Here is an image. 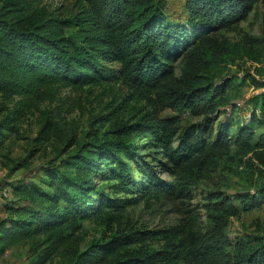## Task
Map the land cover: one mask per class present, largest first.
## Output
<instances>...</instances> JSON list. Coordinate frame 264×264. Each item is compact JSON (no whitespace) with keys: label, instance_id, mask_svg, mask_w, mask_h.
I'll use <instances>...</instances> for the list:
<instances>
[{"label":"trees","instance_id":"1","mask_svg":"<svg viewBox=\"0 0 264 264\" xmlns=\"http://www.w3.org/2000/svg\"><path fill=\"white\" fill-rule=\"evenodd\" d=\"M66 1L60 10L44 0H0V97L17 98L15 109L1 108L0 152H8L15 122L56 86L80 90L124 78L149 95L152 110L130 119L100 116L108 126L91 140L77 138L71 122L63 128L55 116L42 117L33 139L38 146L29 156L51 143L54 152L41 176L11 183L14 199L0 204L6 213L0 219V256L31 242L40 248L31 264L54 256L62 264H264V236L235 243L225 231L229 217L264 203V77L246 73L214 84L206 75L237 51L218 39V31L245 19L262 0H179L180 13L168 11L169 0ZM240 48L253 61L264 58L263 39L245 36ZM247 83L260 89L249 99L248 120L234 125L232 116H213L229 102L227 91ZM164 108L187 109L202 121L180 129L176 117H158ZM146 134L165 158L152 157L160 170L130 139ZM231 147L250 154L243 164L258 185L235 197L217 194L205 230L189 229L179 237L127 220L124 210L153 192L190 199V181L199 177L193 171L228 157ZM92 218L108 233L80 249L82 223ZM156 241L163 242L155 248Z\"/></svg>","mask_w":264,"mask_h":264},{"label":"rangeland","instance_id":"2","mask_svg":"<svg viewBox=\"0 0 264 264\" xmlns=\"http://www.w3.org/2000/svg\"><path fill=\"white\" fill-rule=\"evenodd\" d=\"M48 8H60L68 4L66 0H44ZM168 11L180 13L182 3L179 0H169ZM264 40V0L254 4L253 9L248 16L238 21L236 24L222 28L218 31L219 40H227L230 45H235L237 51L229 59L220 62L211 70L206 72L209 82L218 84L224 79H230L232 76H243L246 73L262 80L264 77V58L259 57L258 61H253L250 56L242 53L240 44L244 37ZM256 42V41H255ZM240 43V44H239ZM248 46L252 44L246 43ZM260 45L261 42L254 43ZM115 63L112 64V66ZM181 64L176 62L175 72L178 74ZM54 93L39 102L36 107H32L23 117L15 122L16 131L10 132L8 136V152H0V187H7L11 195L7 201L14 199L11 183L21 179L38 178L43 174L42 166L52 156L54 152L53 143L46 145V151H42L44 145L40 146L39 151L33 150V155L29 156L30 149L37 147L33 139L37 135L40 119L45 115L56 117L60 125L66 128L71 122L76 125L77 138L91 140L95 135L94 131H102L108 126V122L97 120L100 116L111 113V118L115 115H122L130 119V116H139L142 113L152 110L149 95L144 91L135 88L127 79L120 78L112 81H103L100 84L86 86L80 90H74L67 86H56ZM260 89L251 84H245L239 88H232L226 92L229 96V102L221 105L212 114L218 119L225 116H232L235 124L240 121L248 120L251 112V105L248 103L251 96ZM13 100H3L0 97V115L5 105L9 109H15L17 104ZM158 117H176L177 126L182 129L192 123L201 122L202 116L192 114L187 109L164 108L157 113ZM236 127L231 128L234 133ZM150 135L132 136V142L139 146L141 154L148 163H153L157 170V161H152V157L157 156L159 161H165L161 150L153 147L150 142ZM176 145V142L173 143ZM62 146V145H61ZM159 153V154H158ZM158 154V155H157ZM250 154L243 156L231 147L228 157L225 155L217 163L206 162L201 170H194L199 174L197 179L190 181V199H173L164 194L153 192L146 197H142L134 205L127 207L124 212L127 220L135 223L136 226L144 225L150 229H165L169 233L183 236L189 229L205 230L209 225L208 206L209 202L214 200L217 194H225L235 197L243 191H252L258 185V178L250 169H245L243 164ZM134 165L128 159H125ZM164 179L170 176L165 172H159ZM103 186L105 181H98ZM108 192L109 188H105ZM111 195L120 198L125 197L124 193H111ZM134 194H128V197ZM5 200V199H4ZM3 201H1L2 203ZM0 203V204H1ZM5 203V202H4ZM237 203V202H236ZM3 205V204H2ZM6 215L4 207L0 208V219ZM104 225L94 218L83 221L79 248H84L90 241L101 238L102 234L108 231L103 230ZM226 234L231 242L237 243L240 240H249L257 236H264V203L259 208L247 212H240L238 216H231L227 220ZM163 241H156L153 247H158ZM39 249H36L31 242L23 245L6 249L0 256V264H31L35 259ZM44 264H62L59 256H54ZM173 264H186L185 261H173Z\"/></svg>","mask_w":264,"mask_h":264},{"label":"built area","instance_id":"3","mask_svg":"<svg viewBox=\"0 0 264 264\" xmlns=\"http://www.w3.org/2000/svg\"><path fill=\"white\" fill-rule=\"evenodd\" d=\"M11 195L10 190L7 187L4 188H0V203L1 201H3L4 199L9 198Z\"/></svg>","mask_w":264,"mask_h":264}]
</instances>
